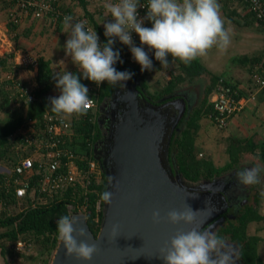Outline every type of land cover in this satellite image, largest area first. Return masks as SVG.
Listing matches in <instances>:
<instances>
[{"label": "clouds", "instance_id": "1", "mask_svg": "<svg viewBox=\"0 0 264 264\" xmlns=\"http://www.w3.org/2000/svg\"><path fill=\"white\" fill-rule=\"evenodd\" d=\"M111 20L103 24L107 42H99L96 30L85 27L84 21L73 23L71 15L63 17V30L68 33L64 52L80 75L71 71L57 74L53 79L58 96L50 98V111L57 116L86 115L93 105L88 87L81 83V77L96 86L103 83L117 85L132 79L134 73L117 71L120 53L113 50L115 39L128 46L133 60L141 72L152 70L153 63L146 52H154L155 60L167 67L169 57L184 64L208 55L213 48L225 51L231 44V29L225 27L219 0H148L146 15L138 18L139 0H114L104 5ZM149 21L151 27H145ZM132 33L139 37L140 47L133 44ZM124 87L126 84L124 83ZM259 167H250L236 174L237 186L248 187L260 182ZM112 177H110V180ZM264 194V193H262ZM112 192L104 191L98 204H111ZM198 198L197 194H191ZM211 204L205 201V208L193 210L185 203L181 210L173 209L165 217L172 225H185L159 249L163 264H236V250L216 234L213 226L204 228L206 219L201 213ZM154 223H160L159 211L152 213ZM77 221L68 215L56 222L58 239L62 242L65 255L78 261H91L99 251L96 242L89 243L84 228L77 229ZM118 225H112L109 239L118 236ZM84 238V239H81Z\"/></svg>", "mask_w": 264, "mask_h": 264}, {"label": "crops", "instance_id": "2", "mask_svg": "<svg viewBox=\"0 0 264 264\" xmlns=\"http://www.w3.org/2000/svg\"><path fill=\"white\" fill-rule=\"evenodd\" d=\"M8 1L1 0L0 2V65L6 67L5 70L0 68V92L4 97H8L4 79L9 74V71H14L23 82L31 84L33 87L36 86L37 67L16 65L18 61L16 59L19 55L27 53L36 60L43 58L51 61V67L55 74L57 65L61 63V66H64L67 62L64 61V58L67 57L65 56L64 45L68 38V33L63 30V24L58 25L44 18L35 19L27 16L33 22L29 26V31L32 30L29 37L30 41L34 33L37 32L43 35L44 39H41L43 42L39 44L40 41H37L36 45L39 44V46L30 44L28 49L25 48L28 45L26 41L28 38L26 35L28 34H24L22 38L19 36L20 38L18 37V39H16L17 37L13 40L10 39L9 33L7 34V31H9L8 25L5 22L3 23L5 11L8 14ZM60 2L61 7L64 6L66 9L69 7L68 12L71 15L85 18L84 11L77 5L76 1L60 0ZM111 2H114V0H84L86 10L103 31V24L111 20V16L106 13L104 5ZM219 3L221 5L222 18L225 20V27L231 29V44L223 52L213 48L207 56L198 58V61L206 70V75L218 78L217 82L219 79L225 80V83L235 92L242 104V108L233 114L228 120L227 126L219 131L214 128L215 123L211 119L212 114L200 119V129L197 133L196 144L200 145L198 139L204 142L202 154H206L216 168H223L236 160L233 167L219 177L226 179L225 182H228L231 186L229 193L235 197L233 207L236 205L240 206L239 209L245 206L252 207L255 208L259 215L260 219L258 221L248 224L247 235L258 239V257L264 264V194H262L264 193V87L259 88L254 78V76L264 77V27L257 24L238 1L219 0ZM7 14L6 19L8 21ZM27 17H24L22 22L26 21L27 19L25 18ZM85 19L87 20V18ZM99 42L103 45L100 37ZM119 44L120 41L116 38L113 47H118ZM20 46H23V48ZM169 59L168 66L163 68H166L169 75H171L170 73H176L179 69L177 61L171 57ZM156 73L164 76L165 84L170 80V77L164 72L157 71ZM84 81L87 82L83 80L81 83H84ZM145 82L148 86L147 77ZM161 83H164V81ZM213 91L209 96V102L213 98ZM53 92L51 90L48 97L58 96L54 95L55 93ZM8 104L12 110L16 109L11 103L8 102ZM5 107L7 108V106ZM3 108V106H0V171L9 168L17 155L15 149L13 150L14 146L8 138L16 125V121H14L16 118L10 119L12 114L8 113V111L3 112ZM44 108L50 110L48 105ZM30 111L31 108H26L25 113ZM67 119L69 118L67 117ZM209 131L213 134H209ZM228 151L231 152V155ZM202 154L200 155L202 156ZM250 167H259L261 169L260 182L241 189L237 186L236 174ZM2 215L6 216L7 211H0V217ZM11 215L14 214L9 213L8 216ZM11 228L10 226L0 227V235H4ZM17 241H29L32 243L33 248L26 251H30L28 253L30 255L37 244L36 239L22 240L21 236H18L14 243H11L9 237L0 238V264H37L35 257H25L26 255L22 254L23 251L15 250L13 245Z\"/></svg>", "mask_w": 264, "mask_h": 264}, {"label": "water", "instance_id": "3", "mask_svg": "<svg viewBox=\"0 0 264 264\" xmlns=\"http://www.w3.org/2000/svg\"><path fill=\"white\" fill-rule=\"evenodd\" d=\"M136 86L133 78L120 82L111 99H104L100 106L101 111L111 100V107H116V119L104 156L100 158L94 151L104 170L106 190L113 194L111 204H103L97 235L90 231L84 215L71 216L77 221L74 227L84 228L87 241L96 242L99 251L91 261H78L66 257L59 241L50 264H163L159 249L177 231L188 230L185 225L168 223L165 217L169 211L181 210L185 203L193 210L204 209L205 201L210 199L211 204L201 218L206 219L204 228L211 225L214 229L224 222L222 215L233 207L235 197L229 193L230 184L217 187L225 183L222 177L207 185H192L197 182H183L172 171L168 157L170 140L186 107L180 106L174 93L165 98H171L165 103H151ZM154 211L160 212V223L153 222ZM112 225L119 229L118 236L110 240ZM235 259L239 264L236 256Z\"/></svg>", "mask_w": 264, "mask_h": 264}, {"label": "built area", "instance_id": "4", "mask_svg": "<svg viewBox=\"0 0 264 264\" xmlns=\"http://www.w3.org/2000/svg\"><path fill=\"white\" fill-rule=\"evenodd\" d=\"M250 13L257 24L264 27V0H236ZM8 22L19 25L24 17L31 16L35 19H47L54 24H63V17L71 15L68 10L61 8L60 0H9ZM148 0H139L138 18L146 15ZM73 23L84 21L85 27L91 28L88 20L83 17L73 16ZM145 27L151 23L145 21ZM133 44L140 47L139 37L132 33ZM125 46V45H124ZM151 60L155 59L154 52L144 49ZM16 65L37 67V60L25 53L19 55ZM120 61L129 65H137L133 60L130 48L126 46V53H120ZM259 88L264 87V77L254 76ZM5 90L10 102L16 107L31 108L37 102L33 94V86L23 82L14 71L5 77ZM96 86V85H95ZM100 86H96L97 90ZM93 105L87 110L93 113L96 119L98 99L95 91L89 88ZM210 101L213 107L211 119L218 129H224L233 114L242 108L235 92L219 79ZM79 133L74 129L70 119L66 116H57L48 110H40L38 115L26 116L16 122L8 138L13 150L16 151L15 161L9 168L0 171V211H7V215L14 209L19 213L26 207H49L60 201H65L64 196L69 194L70 201L66 205L69 216L75 214H89V194L92 192V181L99 183L104 170L101 163L95 159L92 147L91 158L77 153L76 139ZM83 197L82 203L79 198ZM16 204L9 205V201ZM97 198L94 211L98 218L102 214L103 203L98 204ZM24 202V203H23ZM23 203V204H22ZM96 218V221L98 220ZM13 247L16 251H27L32 247L29 241H17Z\"/></svg>", "mask_w": 264, "mask_h": 264}, {"label": "trees", "instance_id": "5", "mask_svg": "<svg viewBox=\"0 0 264 264\" xmlns=\"http://www.w3.org/2000/svg\"><path fill=\"white\" fill-rule=\"evenodd\" d=\"M77 5L84 11L85 18L89 20L90 26L96 30L98 36L102 39V43H106L107 39L104 36V31L98 26L97 22H94L91 14L86 10L84 0H74ZM236 1V0H235ZM9 2V1H8ZM62 9L64 6L61 7ZM69 9V7H67ZM66 7L64 10H68ZM253 19L254 17L248 13ZM61 25V24H58ZM10 30L17 28V24L13 22L8 23ZM151 27V26H150ZM113 50H118L119 53H126V46L119 44L118 47H113ZM170 61V59H169ZM178 64V72L172 73L170 75V80L167 82L165 87L161 89L158 93H149L147 91L146 77L154 72H157L163 67L155 59L152 60L153 68L152 70H146L141 72L140 66L129 65L126 62H117L115 65L117 71H128L134 73L132 78H138L140 80V86L137 88L139 91L148 98L149 102L154 104H161L169 101L170 99H165L167 96L172 95L174 89L177 85L181 84L186 80H194L195 78L201 77V75L206 73L204 67L199 63L198 59L192 61L190 64H184L179 60H176ZM241 61V59H240ZM254 63V62H252ZM0 68L5 70L6 67L0 65ZM55 74L53 73L51 67V61L39 58L37 60L36 68V86L33 88V94L35 95L37 102L34 106H31V111L26 112V107L18 106L16 107L12 102H10L9 97H6V103H11L13 107L19 110L20 114L16 117L14 121L18 122L23 119L26 114L29 116L38 115L40 110H45L47 102L46 98L50 94V91L55 86L56 82L53 79ZM218 78L214 76L210 77V85L205 90L204 97L197 108H194L188 121L184 122V116L178 122L176 129L174 130L168 151V157L172 167V171L180 175L184 180L190 183H195L201 179L205 181H212L215 178L222 175V173L230 170L235 164L236 160L223 168H216L212 161L208 158L206 154H202V150L198 144H196L197 133L200 129L199 121L204 117L213 113L212 104L209 102V96L214 90L215 84ZM82 82V81H81ZM88 89L96 92L98 102H102L104 99L111 97L114 90L120 85L113 86L107 84L106 82L101 84L97 90L94 83L85 82L84 83ZM90 94V93H89ZM8 96V95H7ZM174 99V98H172ZM48 111H50L48 109ZM51 112V111H50ZM52 113V112H51ZM54 114V113H52ZM93 113L87 111L86 115H71L66 116L72 122L74 129L79 133L78 139H76L77 147L75 150L77 153L91 158L92 147L96 144L97 140L100 139L99 130L95 121H93ZM15 122V124H16ZM184 123V127L181 129V124ZM231 155V152L228 151ZM200 157V158H199ZM101 180L99 183L92 181V192L89 194V204L87 215V224L90 231L94 236L97 235L102 214H99L98 218L94 211V205L97 198V194L100 198L101 193L106 190L105 177L102 172ZM69 194L64 196L65 201H60L49 207L37 206L35 208L26 207L22 212L14 213V209L11 207V216L0 217V227H12L2 237H9L11 243H14L18 236L24 239H36L38 247H40V256H46L42 264H48V258L52 256L53 252L57 249L59 244L58 234L56 231L57 220L64 215H68V210L66 205L70 201ZM83 197L79 198V203H82ZM24 203V202H23ZM22 203V204H23ZM16 204L15 201L10 199L9 205ZM233 208L228 210L222 215L226 225L220 227V232L217 233L222 238H226L230 243L234 244L237 248L238 258L242 264H263L256 253V247L258 239L255 237H250L247 235V226L250 222L258 221L260 219L255 208L245 206L243 207L238 215L235 217L234 221H230L232 218L231 212ZM96 218L98 219L96 221Z\"/></svg>", "mask_w": 264, "mask_h": 264}, {"label": "rangeland", "instance_id": "6", "mask_svg": "<svg viewBox=\"0 0 264 264\" xmlns=\"http://www.w3.org/2000/svg\"><path fill=\"white\" fill-rule=\"evenodd\" d=\"M0 2H1V0H0ZM6 4H7V2H6ZM0 6H1V4H0ZM10 6H11V4L8 2V5H7V9L8 8H10ZM6 14H7V12L5 11V17H4V19H3V23L5 22L6 23V25H8V21H7V19H6ZM25 19H27L26 21L24 20L23 22H25V23H23V25H22V23H20L21 24V26H20V24L19 25H17V28L16 29H14L13 31L12 30H10V28L8 27V30L9 31H7V34L9 33V36H10V39H14V38H16V39H18V37L20 36L21 38L23 37V35L25 34H28V35H26L28 38L26 39V41L28 42V45L27 46H25V48H28L29 49V47H30V44H34L35 46H39V44H41L43 41L41 40L42 38L44 39V37H43V35L42 34H39V33H37V32H35L34 33V36H32L33 38L31 39V41H30V39H29V37H30V34H31V32H32V30H30L29 31V26H30V24H32L33 22L30 20L31 18H29V17H27V18H25ZM19 37V38H20ZM37 41H40L39 42V44H37L36 45V43H37ZM45 43V42H44ZM34 46V47H35ZM21 48H23V46H20ZM24 50H26V49H24ZM24 52H27V51H24ZM35 53V52H34ZM66 56V55H65ZM64 61H67L66 62V64L64 65V66H61V63L60 64H58L57 65V67H56V69H55V74L57 75V74H63L65 71H71V72H73V73H75V74H77V75H80V72H79V70L72 64V62H71V59L69 58V57H65L64 58ZM61 69H63V70H61ZM61 70V71H60ZM60 71V72H59ZM160 72H164L165 74H167V76H169L170 77V75H169V72L166 70V68H163V69H161V70H159ZM172 72V71H171ZM174 73V72H173ZM157 73L156 72H154V73H152L151 74V76H149V78H148V76H147V82H148V86H147V91L149 92V93H158L159 91H161V89H163V87H165V78H164V76L163 75H159V74H157V76H155ZM170 74H172V73H170ZM55 75V76H56ZM84 79L81 77V81H83ZM87 81V80H86ZM162 81H164V83H161ZM89 81H87V83H88ZM210 82V77L208 76V75H203V76H201V77H199V78H195L194 80H191V81H189V80H186V81H184V82H182L181 84H179V85H177V87L174 89V94L177 96L176 97V99L178 100V103L180 104V106L181 105H183L184 106V108L186 107V109L188 110V113L187 114H185L184 113V122H186V121H188V119H189V117H190V115H191V113H192V111H193V109L194 108H197L199 105H200V103H201V101H202V99H203V97H204V94H205V90L207 89V86L210 84L209 83ZM54 91V92H53ZM52 92L53 93H55L54 95H58L59 94V92H58V90L56 89V87L54 86L53 87V89H52ZM58 93V94H57ZM5 98L6 97H4V95L0 92V106H3L4 108H3V112H7L8 111V113H11L12 114V116L10 117V119L12 118V119H15L17 116H18V109H14V110H12L11 109V107L9 108V104L8 103H6V100H5ZM50 98H52L51 96L50 97H47L46 98V102H47V105L50 107V105H49V100H50ZM5 100V101H4ZM105 103V102H104ZM6 104V105H5ZM5 106H7V108L5 107ZM189 108V109H188ZM5 109V110H4ZM184 111V110H183ZM15 115V117H13ZM206 123V122H205ZM184 127V123L183 124H181V126H180V128L182 129ZM206 127V126H205ZM209 127H211V126H209ZM214 128H215V130H217V131H219L220 129H218L216 126H214ZM204 129H206V128H204ZM213 131V130H212ZM210 133L209 134H213V133H211V131H209ZM198 141L200 142V145H201V150H203V147H204V142H202V141H200L199 139H198ZM198 142V143H199ZM199 145V144H198ZM199 145V146H200ZM203 155V154H202ZM204 156V155H203ZM200 158V157H199ZM180 176V175H179ZM181 177V176H180ZM223 178V177H222ZM221 177L220 178H215L214 180H212V181H205V180H203V179H201L200 181H198L197 182V184H192V185H207V184H210V183H212L213 181H219L220 179H222ZM226 178V177H225ZM181 179H182V181L183 182H185L186 180H184L182 177H181ZM224 179V178H223ZM226 180V179H225ZM188 183V182H187ZM241 189H242V187H240ZM234 194V193H233ZM237 204V203H236ZM239 204V203H238ZM239 205H236L235 206V210H234V215H232V218L230 219V221H234L235 220V217L238 215V213H239V211L241 210V209H239ZM224 222H225V220H224ZM224 222H222V223H220V224H218L213 230L216 232V234L217 233H219L220 232V227L222 226V225H226V223H224ZM224 240H225V242H226V244L229 246V247H231V248H233V249H235L236 250V253H237V249L235 248V246H233V245H231L230 244V241L228 240V239H226L225 237L223 238ZM40 247H38V245L36 244L35 245V249H34V251H33V253L30 255V254H28V253H30V251L29 252H26V251H24V252H22V254L23 255H26L25 257H35V259H37V264H42L43 263V260L45 259V257L46 256H40V249H39ZM56 250V249H55ZM258 247H256V253L258 254ZM54 253L55 252H53V254H52V256L50 257V259L48 258V264H50L51 263V260H52V258H53V256H54ZM37 257V258H36ZM236 258L239 260V258H238V255H236ZM240 261V260H239ZM239 264H242V263H240L239 262Z\"/></svg>", "mask_w": 264, "mask_h": 264}, {"label": "flooded vegetation", "instance_id": "7", "mask_svg": "<svg viewBox=\"0 0 264 264\" xmlns=\"http://www.w3.org/2000/svg\"><path fill=\"white\" fill-rule=\"evenodd\" d=\"M135 81H136V84H137L136 87L139 88L140 80L138 78H135ZM111 97H112V95H111ZM106 99H108V98H106ZM110 103H113V102H111V100H109V102L106 104V106H104L103 109H101V111H100V106H101L102 102L101 103L98 102L97 109H96L95 124L97 125V128L99 130V135H100L99 138L100 139L97 140V142L95 144L94 151L95 150L97 151V156L98 157L100 156V158H102L104 156L105 146L109 142V138L111 136L112 128H113V124H114L113 122H115V119H116V107L114 106L112 108ZM187 112H188V110L186 109L185 114H187ZM107 146H108V144H107ZM224 184H226V182L225 183H221L217 187H222L223 188ZM232 208H233V211L231 212V214L234 215L235 207H232Z\"/></svg>", "mask_w": 264, "mask_h": 264}]
</instances>
